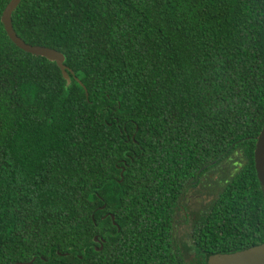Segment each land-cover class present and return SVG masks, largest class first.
I'll return each mask as SVG.
<instances>
[{
	"label": "trees",
	"instance_id": "16d2710c",
	"mask_svg": "<svg viewBox=\"0 0 264 264\" xmlns=\"http://www.w3.org/2000/svg\"><path fill=\"white\" fill-rule=\"evenodd\" d=\"M10 1L0 264H207L173 250L175 208L264 132V0H21L13 29L65 56L69 86L9 40Z\"/></svg>",
	"mask_w": 264,
	"mask_h": 264
},
{
	"label": "flooded vegetation",
	"instance_id": "af4514ba",
	"mask_svg": "<svg viewBox=\"0 0 264 264\" xmlns=\"http://www.w3.org/2000/svg\"><path fill=\"white\" fill-rule=\"evenodd\" d=\"M259 138L247 148L241 144L229 150L185 188L175 208L172 244L186 263L264 244V183L256 164ZM241 172L249 173L232 194L224 195Z\"/></svg>",
	"mask_w": 264,
	"mask_h": 264
},
{
	"label": "water",
	"instance_id": "95a60500",
	"mask_svg": "<svg viewBox=\"0 0 264 264\" xmlns=\"http://www.w3.org/2000/svg\"><path fill=\"white\" fill-rule=\"evenodd\" d=\"M20 2L21 0H11L2 14L1 21L9 40L23 52L45 58L46 60L55 63L61 70L62 75L69 86L71 84V77L69 76V70L65 65L66 58L61 52L48 47L29 45L17 36L12 26V14L18 8ZM80 85L82 84L80 83ZM256 148L257 172L259 179L264 183V132L261 134ZM122 171H124V169ZM122 177L123 175L121 174V180ZM107 216L108 215H106V217ZM109 216L111 217L113 224L117 226L115 217L113 215ZM117 228L119 229L118 226ZM108 237L109 235L106 239L99 238L98 236L94 238V242L99 245V247L95 248L97 252L103 249V244L107 243ZM35 259L36 256L33 257L29 263L22 264H32ZM208 264H264V244L236 253L214 254L208 259Z\"/></svg>",
	"mask_w": 264,
	"mask_h": 264
}]
</instances>
